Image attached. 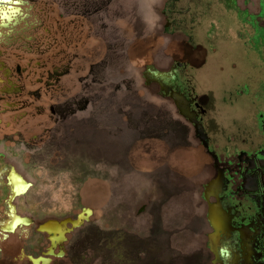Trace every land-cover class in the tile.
Listing matches in <instances>:
<instances>
[{
	"label": "flooded vegetation",
	"instance_id": "flooded-vegetation-1",
	"mask_svg": "<svg viewBox=\"0 0 264 264\" xmlns=\"http://www.w3.org/2000/svg\"><path fill=\"white\" fill-rule=\"evenodd\" d=\"M129 1L132 8L134 0ZM238 3L239 16L252 17L264 72V5L258 2L251 14L249 1L241 0L243 8ZM122 4L0 0V264H264V87L244 96L241 81L231 84L229 75L233 65L247 67L254 59L237 50L234 60L216 42L217 56H210L183 29L169 32L166 21L161 37L172 58L165 71H147L151 98L137 117L131 109L135 91L121 97L120 78L114 82L109 74L120 69L128 50ZM241 21L249 25L243 16ZM223 60L228 70L211 69ZM251 74L256 79L258 73ZM182 149L204 158L192 176L169 167V153ZM89 152L100 153L98 200L121 196L122 188L108 190L110 175L118 187L138 182L146 206L161 201L160 223L153 209L146 215L151 235L145 240L122 228L95 230L87 207L60 215L29 208L42 199V178L79 168ZM191 187L198 202L190 225L170 224L165 204L184 200ZM182 228L191 229L202 247L187 254L172 251L162 262L160 256L172 247L171 234Z\"/></svg>",
	"mask_w": 264,
	"mask_h": 264
},
{
	"label": "rangeland",
	"instance_id": "rangeland-1",
	"mask_svg": "<svg viewBox=\"0 0 264 264\" xmlns=\"http://www.w3.org/2000/svg\"><path fill=\"white\" fill-rule=\"evenodd\" d=\"M238 1V8H243L241 0H159L158 6L155 7V11L160 17L159 25L154 30H149L138 12V7L141 5L142 0H134L132 8L129 0H123L122 17L123 20L128 21L127 24L129 25L128 27L126 25L129 32H125L126 34L123 36L128 38L126 43L128 50H124L122 53L120 69L113 70L109 74H111L110 80H114V82L120 78L122 86L120 90L121 97H124L122 92L135 91L132 92L135 94L132 97L136 98L132 100L133 105L131 109L133 114L135 112L137 117L144 114L146 112L145 103L151 98L145 86L147 71H165L172 58V56L165 55V40L161 37L166 21L171 22L168 29L169 32H180L183 29L184 32L191 36L190 41L192 42V38L194 37L193 42L203 44L210 56H217V54L213 53L217 50L213 44L215 42L220 44L218 48H222L221 46L226 48L227 53L232 55L234 60L237 58V50H240L238 54L241 57L245 56L246 54L244 53L247 52L248 57L254 59V61L251 60L247 67H245L247 64L244 63V66H238V69L237 64L233 65L232 69L229 70V75L232 78L231 84H234L235 81L238 84L241 81L240 85L242 87L240 89H244V93L247 92L244 96H249L254 92L255 95L261 93L260 87H264L263 59L260 56L262 48L261 44L252 38L254 27L251 15L242 14L245 23L248 22L250 26L242 23V16H239L236 10ZM247 1H249L248 7L251 14L257 12L256 6L258 2L264 5V0ZM124 3H127V5ZM205 4L206 7L204 8ZM163 12L166 13L165 16ZM182 12L186 13L185 20L181 14ZM133 28L135 32L131 34ZM195 30L198 32H194ZM196 55L198 59H202L204 52L197 53ZM237 61H240V59H237ZM242 63L243 61L240 64ZM228 64V61L223 60L218 65L211 67V69L220 68L228 70ZM251 72L258 73L256 79L252 76ZM193 74L192 79L196 80L198 77L196 71ZM228 79L229 76L225 79V88H227ZM249 80H255L256 83L259 80V82L252 86L249 84ZM240 89L237 90L231 87L232 92L235 91V94H239ZM141 100L143 104H141ZM154 106L157 108V100L154 101ZM147 108L149 110V106ZM122 110H128V107L122 105ZM182 150L184 151L175 150V152L171 153V151L169 153V167H176V170H180L187 176H192L195 172L196 163L199 160L201 162L204 161V158L200 157L198 151ZM99 157V152H89L88 162L81 161L79 168H75L74 165L62 174L42 178L38 188L42 194V199L32 201V206L29 208L32 211L38 209L42 212H54L60 215L65 213L76 214L82 208L87 207L91 210L88 224L95 230L113 231L116 228H122L123 230L137 232L141 236L140 239L145 240L147 236L151 235L149 231L150 227H147L148 225L146 224V218L148 219L146 215H149L148 211L153 209L154 217L158 218L155 220L160 223L159 219L165 213L164 211L159 213L161 201L156 203L157 201L155 200L152 208L146 206L147 200H144L143 196L144 189L140 190L138 182L128 180L120 183L119 188L116 178L110 175L105 176L108 190L112 193L114 190L119 189L120 191L122 188L120 192L121 196L116 201L107 200L105 202L98 200L103 174L102 168H95L96 162L100 161ZM161 165L159 164V167ZM38 190L36 191L38 192ZM139 190L141 195L138 197L137 193ZM187 192L184 200L179 199L176 201L172 199L169 201V204H165L164 208L169 215L170 224L180 227L184 226L188 222L189 213L193 210L197 212V209L195 211V205L198 199L196 198L195 187L189 188ZM141 206L146 207H144L143 212L139 213L138 209ZM188 225H190V221ZM192 229L194 230V228ZM169 241L172 247L170 252L165 251V254L160 256L162 262H167L172 251L177 253H181L182 251L184 254H187L195 245L202 247L198 243L197 237L193 235V231L191 229L189 231L186 228L174 229Z\"/></svg>",
	"mask_w": 264,
	"mask_h": 264
},
{
	"label": "clouds",
	"instance_id": "clouds-1",
	"mask_svg": "<svg viewBox=\"0 0 264 264\" xmlns=\"http://www.w3.org/2000/svg\"><path fill=\"white\" fill-rule=\"evenodd\" d=\"M158 4L159 0H142L141 5L138 7L141 19L149 30H154L159 25L160 17L155 11Z\"/></svg>",
	"mask_w": 264,
	"mask_h": 264
},
{
	"label": "bare ground",
	"instance_id": "bare-ground-1",
	"mask_svg": "<svg viewBox=\"0 0 264 264\" xmlns=\"http://www.w3.org/2000/svg\"><path fill=\"white\" fill-rule=\"evenodd\" d=\"M18 179V178H17ZM12 182V181H11ZM12 185H15V184H12ZM18 191V190H17ZM21 191V190H20ZM11 221V220H10ZM9 222V221H8ZM8 224V223H7ZM13 224V223H12ZM12 224H11V226H12ZM17 225V224H16ZM9 227V226H8ZM15 227V226H14ZM12 228H13V226H12ZM62 237V236H61ZM58 238V237H57ZM35 263H36V261H34Z\"/></svg>",
	"mask_w": 264,
	"mask_h": 264
},
{
	"label": "water",
	"instance_id": "water-1",
	"mask_svg": "<svg viewBox=\"0 0 264 264\" xmlns=\"http://www.w3.org/2000/svg\"><path fill=\"white\" fill-rule=\"evenodd\" d=\"M75 224H79V221H75Z\"/></svg>",
	"mask_w": 264,
	"mask_h": 264
}]
</instances>
